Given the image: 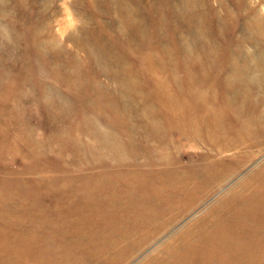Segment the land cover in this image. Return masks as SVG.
Instances as JSON below:
<instances>
[{
  "label": "rangeland",
  "instance_id": "374dc122",
  "mask_svg": "<svg viewBox=\"0 0 264 264\" xmlns=\"http://www.w3.org/2000/svg\"><path fill=\"white\" fill-rule=\"evenodd\" d=\"M254 1L127 0L138 22L121 29L118 0H0V264H264V135L225 146L264 118L257 68L229 83L243 105L224 96L239 56H264ZM176 3L207 11L206 36L187 13L175 26ZM109 47L139 74V96L94 93L117 85L95 62H113ZM201 68L208 105L194 97Z\"/></svg>",
  "mask_w": 264,
  "mask_h": 264
},
{
  "label": "bare ground",
  "instance_id": "6f19581e",
  "mask_svg": "<svg viewBox=\"0 0 264 264\" xmlns=\"http://www.w3.org/2000/svg\"><path fill=\"white\" fill-rule=\"evenodd\" d=\"M176 1V0H175ZM254 1V0H253ZM119 2V5H115V8H116V11H118L119 13H121V11L123 12L122 14V18H121V21H120V28L122 29L123 28V23L127 20H132L134 22H138V17H137V12L131 8V7H127L126 5V2L127 0H118ZM185 2V1H184ZM256 2V0L254 1ZM253 4V3H251ZM177 3L173 6H176ZM172 6V7H173ZM175 9V7H173ZM219 8V7H218ZM254 8V7H253ZM246 9V8H245ZM175 11H179V16L177 17H173L175 18V26L178 25V22L177 21H181V14H188L190 17H192L194 20H196L199 24V27H198V24H197V32L198 34H200L202 37L206 36V24L204 23V16L206 14V10L203 8L200 12H197L194 10V8L192 6H189L187 8V6H183V5H177ZM117 13V12H116ZM176 13V12H175ZM178 13V12H177ZM248 14V13H247ZM250 16V15H249ZM214 18H216L215 16H213ZM251 20H249V22L247 21V28L246 30L243 31L244 35H246L247 39L249 38L250 40H252V35L255 34V32L257 30H259V26L262 24L263 22V16L260 15L259 12L257 11H253V16L249 17ZM174 21V22H175ZM195 25L196 23L193 22V26L195 28ZM204 26V27H203ZM119 27V26H118ZM117 27V28H118ZM245 28V27H244ZM195 31V30H194ZM185 32V31H184ZM132 31H128V34H131ZM190 33V32H189ZM198 34H197V37H198ZM85 36H87V34H83ZM189 35V34H188ZM195 35V34H194ZM180 36V35H178ZM184 36V35H183ZM86 40H88L89 42V46H92L91 43H90V39L87 37ZM157 45L159 44L160 45V51H164L166 52V54H171L172 51L169 49L168 47V44H167V37H163V38H159L157 40ZM186 44V43H185ZM198 44H201L203 46V48H207L205 46L204 43H196L194 42V45H198ZM210 44V43H209ZM189 46V45H188ZM214 47V43L212 45ZM93 49H96V47L92 46ZM187 47V46H186ZM187 49V48H186ZM185 49V50H186ZM213 49V48H212ZM177 50V49H176ZM189 50V49H188ZM186 50V51H188ZM199 50V49H198ZM203 50V49H202ZM207 51V55L208 54H212L211 52H213L212 50H208L206 49ZM93 51V50H92ZM190 51V50H189ZM109 56H108V59L111 58L112 59V63L108 62L107 61V66L105 64V60H100V59H95V62L99 64L100 67H102L107 73H109L110 75H114L115 76V80L117 81V85H116V88H113L111 89V93H107V94H103L106 90V88H108L107 85H102V83H99L98 87H97V92L94 90V93H97V94H100L102 96H105V97H109V96H119L120 98H122L123 100L125 101H128L132 96L133 94H136L139 96L138 94V91L140 90V88L138 89V85H137V79H140V76L139 74L135 73V71H124L125 69V65H126V61H127V58L120 55L117 51H115L114 49H111L109 47ZM199 52V51H198ZM94 53V51H93ZM156 55H158V52L157 50L155 51ZM163 53V52H162ZM191 53V52H190ZM188 55V53H187ZM202 55V54H201ZM190 56V55H189ZM192 56V54H191ZM183 57V64L185 65V68H190V63L189 61H191V59L187 56L184 57V55L182 56ZM186 58V59H185ZM230 58V57H229ZM237 59V58H236ZM255 59V63L251 60V59H248L247 57H245L244 55L243 56H239L238 60L239 63H235L234 65L232 64V66L230 67V71L227 73H225L224 75V80L227 82V86H226V94L224 95L226 97H228L227 100H229L231 97H233V95H236V93H238V90L235 89L233 87V83L232 84H229L231 81H242L244 80L246 77H244V75H246L245 73L248 72V71H251L250 69L252 68H257L258 71H257V74L255 75L256 72H254V75L256 77V80L257 82H260L262 83V81H264V68L262 67V65H264V56H257V57H254ZM189 60V61H188ZM169 63L172 64L173 62L168 59ZM228 61V59H227ZM234 61V60H233ZM251 61H252V64H251ZM192 62V61H191ZM195 62V61H193ZM125 64V65H124ZM156 64V60L153 61V65ZM196 64H200V62H196ZM228 64H230V62L228 61ZM251 64V66H250ZM228 66V65H227ZM158 68L157 70H161V66L160 64L156 67ZM227 69V67L225 68ZM121 70V71H120ZM103 71V70H102ZM253 71V70H252ZM251 71V73H252ZM203 73V70L201 68V74L199 76V79L195 80V82H193L195 89H198L199 93L198 94H194V97L198 100V101H202V102H207L206 105H208L209 103L211 104V100H207L204 93L199 90L200 89V86L202 84V81H201V75ZM230 73V74H229ZM122 75V76H121ZM159 76H161L160 73H158ZM233 75V76H231ZM194 76V75H193ZM252 75H250V77H248L250 80H253V77H251ZM167 77L169 78V80L172 81V85H175L177 84V82H181L179 80V77L177 75V73L169 67L168 71H167ZM196 78H198V75L195 76ZM113 80V79H111ZM158 85H164V84H161L159 83ZM260 85V86H259ZM258 85V90L262 89L264 90V85L263 84H259ZM244 87L246 88H249L250 90L254 91L250 86H248L247 84L244 85ZM121 89H123V92H121ZM248 89V91H249ZM241 90V89H240ZM239 90V91H240ZM107 91V90H106ZM115 91H117V93H115ZM125 92V94H124ZM87 92L85 91L84 92V95L86 94ZM93 93V94H94ZM247 93V92H246ZM249 93V92H248ZM248 93L247 94H243L242 96L244 98H249L248 97ZM171 95H174V93H171ZM232 95V96H231ZM223 96V97H224ZM224 97V99H226ZM230 97V98H229ZM263 97H261L262 99ZM232 99V98H231ZM233 105H234V108L240 106V105H243L246 101H243V100H238V101H235L234 99H232V101H230ZM258 102H256V105L258 106ZM213 112V108L208 106L204 109L203 113L201 114V120H202V123L205 124L206 122H210L212 119H211V114ZM191 115H194V113H190ZM195 116V115H194ZM194 116H190L189 117V123H188V126L191 130V132L193 133H196V134H200L202 131H195V125L194 123L198 120L197 118H195ZM260 116H262L260 114ZM256 120L255 118L251 119V129L249 131V138L248 139H238L237 141H232L230 143H227L225 144V146L228 147L229 149V146H231V144H233V146H239V145H243V143L247 140H250L252 138H255V137H258L259 135H264V118L260 121V124L252 127V123H254ZM207 127V126H206ZM216 127L219 128L220 127V124L218 122H216ZM149 130V129H148ZM193 130V131H192ZM157 133V132H156ZM261 142L260 139L256 140L255 141V145L259 144ZM244 145H247L246 143ZM213 173H209L207 174L206 176H210L212 178H216L214 174H217L216 172L214 171H211ZM232 170H230L229 172H226V171H222L221 173L219 172V174H221V177H226L227 174H231ZM193 173V172H192ZM229 176V175H228ZM227 176V177H228ZM230 177V176H229ZM205 179H208V178H205ZM224 181V180H223ZM230 204V203H229ZM160 206V205H158ZM158 213V212H157ZM242 222V221H241ZM254 222V221H253ZM76 223V222H75ZM237 223V222H236ZM244 223V222H242ZM124 225V224H123ZM245 225V224H244ZM244 225H240V226H244ZM126 227V225H125ZM123 229V228H122ZM112 239V238H111ZM116 240V239H115ZM213 238H209V241H212ZM27 246V245H26ZM32 247V246H31ZM34 247V246H33ZM31 251V250H30ZM29 255V254H28ZM259 257V256H258ZM260 258V257H259ZM262 258V257H261ZM45 259V258H44ZM261 260V259H260ZM241 261V260H239ZM43 263V262H42Z\"/></svg>",
  "mask_w": 264,
  "mask_h": 264
}]
</instances>
